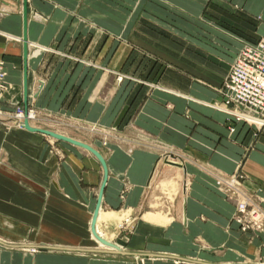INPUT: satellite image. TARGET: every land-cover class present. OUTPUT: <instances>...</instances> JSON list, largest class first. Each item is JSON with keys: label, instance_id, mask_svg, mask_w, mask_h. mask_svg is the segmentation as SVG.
I'll return each instance as SVG.
<instances>
[{"label": "crops", "instance_id": "0c3cea01", "mask_svg": "<svg viewBox=\"0 0 264 264\" xmlns=\"http://www.w3.org/2000/svg\"><path fill=\"white\" fill-rule=\"evenodd\" d=\"M152 1L192 19L220 3ZM220 1L221 25L171 34L133 0L124 13L104 0H25L24 24L23 0H0V106H26L31 124L101 154L95 232L129 251L99 250L112 247L90 230L96 156L0 120V264H264V227L241 230L217 186L240 173L238 198L264 212V126L215 107L242 40L264 36V0Z\"/></svg>", "mask_w": 264, "mask_h": 264}, {"label": "built area", "instance_id": "2783aa9c", "mask_svg": "<svg viewBox=\"0 0 264 264\" xmlns=\"http://www.w3.org/2000/svg\"><path fill=\"white\" fill-rule=\"evenodd\" d=\"M3 75L4 69L0 61V98L5 87ZM221 92L224 98L217 104L224 110L257 128L264 126V37L254 43L242 40L222 81ZM13 110L10 115L8 110L0 106V119L4 116L13 117L10 121L22 125L23 118L30 117V109L24 113L21 107L16 105ZM240 177L241 174L235 172L227 179L221 180L227 198L238 196ZM243 198H234L233 219L238 222L241 230L262 229L264 212L259 206L252 204L249 198Z\"/></svg>", "mask_w": 264, "mask_h": 264}, {"label": "rangeland", "instance_id": "374dc122", "mask_svg": "<svg viewBox=\"0 0 264 264\" xmlns=\"http://www.w3.org/2000/svg\"><path fill=\"white\" fill-rule=\"evenodd\" d=\"M213 1V0H212ZM149 2H150V4L152 5V8L154 9V8H156V10L155 11H151L150 13H148L147 12V10H146V8L148 7V5H149ZM219 2L220 3H217V2H214V4H215V6H213V5H209V10H211V11H208V9H205L206 11H203V13L201 12L198 16H196V19H192V17H188V16H186V15H184L183 13H181V12H179V11H177V9L178 10H180V11H182L179 7H177V6H175V5H173V6H171V5H164V4H161V3H155V1H152V0H133V4H134V8H136V10L139 12V13H145V14H148L149 16H151L150 18H155V19H157L159 22H160V28L162 29V30H170L169 32H171V34H174L173 33V31L175 30V29H177V28H179V26H177V25H179V24H184V25H186V26H189V27H192V28H198V27H200L201 28V30H205L202 26H204V25H202L201 24V21L203 22V23H205L206 25H212L213 23H215V24H217V25H221L220 23H221V12H222V9H223V6H224V3H223V1H220L219 0ZM226 2H228V1H226ZM104 8H107L108 9V7H112V6H114L113 4L115 3V10H116V7H118L119 6V9L117 10L118 12H120V13H124L123 12V7L124 8H126L127 7V4H129V3H127V0H104ZM112 4V5H111ZM116 4H118V5H116ZM123 6V7H122ZM131 5L129 4V7H130ZM114 8V7H113ZM174 8H177V9H174ZM129 10H130V8H129ZM207 11L208 12H210V13H208L207 14ZM155 14H154V13ZM182 12H185V11H182ZM187 13V12H186ZM187 15H191V14H189V13H187ZM208 15V16H207ZM220 15V16H219ZM192 16V15H191ZM204 17V18H203ZM195 18V17H194ZM197 20H200V21H197ZM152 21V20H151ZM119 23V22H118ZM162 25V26H161ZM206 27V26H205ZM172 30V31H171ZM175 32V31H174ZM174 36H176V35H174ZM178 37V36H177ZM262 37H264V36H260L256 41H248V42H252V43H254V42H257L260 38H262ZM241 46V45H240ZM240 48V47H239ZM239 48H238V50H239ZM238 52V51H237ZM237 54V53H236ZM232 63V62H231ZM231 65V64H230ZM228 68H230V67H228ZM116 78L117 77H121V74H116V76H115ZM15 106H16V104L15 105H13V107L12 108H9V109H6V110H8V112H10V115H12V112L14 111L13 109L15 108ZM5 109V108H4ZM21 109L24 111V113L29 109L28 107H21ZM2 119H0L1 121H9V122H12V120L10 121V118H13V117H1ZM29 119V118H28ZM27 118H23V121L22 122H24V120H26L27 121V123L29 124V125H31V126H36V127H42V126H37V125H33V124H31L30 122H29V120H28ZM14 124H15V122H13ZM25 128V127H24ZM42 128H45V127H42ZM48 129V128H47ZM54 131V130H53ZM60 133V132H59ZM46 134V133H45ZM63 134V133H62ZM49 135V134H48ZM49 136H51V135H49ZM51 137H53V136H51ZM53 138H55V137H53ZM57 139H59V138H57ZM159 181V180H158ZM240 181V180H239ZM174 185H175V187H176V182L174 183ZM155 188H157V189H161V190H164V191H166V195L168 196L167 197V199H170V197H169V192H171V191H173V189H174V187H168V186H165V187H163L161 184H160V182L159 183H156V187ZM163 188H166V189H163ZM168 191V192H167ZM172 193V192H171ZM234 198H238V196H233L232 198H230L232 201H234V203H235V199ZM155 204H157V203H155ZM137 215V214H136ZM118 220H121V218L120 219H116V222L118 221ZM100 247V246H99ZM261 261H263L264 260V257H262L261 259H260ZM259 261V260H258ZM256 263V261H249L248 262V264H255ZM246 264V263H245Z\"/></svg>", "mask_w": 264, "mask_h": 264}, {"label": "water", "instance_id": "95a60500", "mask_svg": "<svg viewBox=\"0 0 264 264\" xmlns=\"http://www.w3.org/2000/svg\"><path fill=\"white\" fill-rule=\"evenodd\" d=\"M25 17H26V2H25V0H23V5H22L23 24L25 22ZM25 45H26L25 37L23 36V54L24 55H25ZM23 125L26 128H28V129L37 130V131L49 134V135H51V136H53L55 138L67 140V141L72 142L74 144H78L80 146H83L84 148L89 150L92 154H94V156H96V158L98 159V161L100 162V164L102 166V179H101V183H100V186H99L97 199H96L95 205L93 207L91 218H90V222H89L90 230H91L92 234L95 236V238H97L100 242L104 243L105 245H108V246L112 247V249L99 248V250L113 251V252H120V253H128L129 251L120 248L114 242H112L110 240H106V239L102 238L101 236H99L97 233H95L94 228H93V223H94V220H95L96 212H97L98 206L100 204V195H101L102 185H103L105 177H106V166H105V163H104V160H103L101 154L95 148H93L92 146L87 144L86 142H83V141L78 140L76 138L70 137L68 135H65V134H62V133H59V132H56V131H53V130L47 129V128L31 126V125H29L27 123L26 120H24ZM131 253H134V252H131Z\"/></svg>", "mask_w": 264, "mask_h": 264}, {"label": "bare ground", "instance_id": "6f19581e", "mask_svg": "<svg viewBox=\"0 0 264 264\" xmlns=\"http://www.w3.org/2000/svg\"><path fill=\"white\" fill-rule=\"evenodd\" d=\"M4 69V68H3ZM3 80H4V82H5V70H4V75H3ZM215 107L216 108H218V109H220V110H224L220 105H215ZM30 117L33 115V113L31 112V110H30V113L28 114ZM28 119V118H27ZM16 126H18V127H25L24 125H23V123H22V125H19V124H16ZM26 128V127H25ZM28 129V128H27ZM217 186L218 187H222V183H221V179L220 180H217ZM241 199L243 200L244 198L243 197H241ZM99 209H100V204H99V206H98V210H97V212H96V216H95V220H94V223H93V228H94V231H95V224H96V220H97V215H98V211H99ZM96 233V232H95ZM102 243V242H101ZM104 244V243H103ZM105 245V244H104ZM120 253V252H119Z\"/></svg>", "mask_w": 264, "mask_h": 264}]
</instances>
